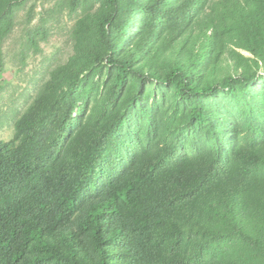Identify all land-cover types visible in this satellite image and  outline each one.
<instances>
[{
    "label": "trees",
    "instance_id": "trees-1",
    "mask_svg": "<svg viewBox=\"0 0 264 264\" xmlns=\"http://www.w3.org/2000/svg\"><path fill=\"white\" fill-rule=\"evenodd\" d=\"M64 4L71 54L0 140V264H264V0Z\"/></svg>",
    "mask_w": 264,
    "mask_h": 264
},
{
    "label": "rangeland",
    "instance_id": "rangeland-1",
    "mask_svg": "<svg viewBox=\"0 0 264 264\" xmlns=\"http://www.w3.org/2000/svg\"><path fill=\"white\" fill-rule=\"evenodd\" d=\"M53 7L58 13L47 17L46 11ZM43 17H47L50 32L35 52L27 49L26 32ZM75 19L64 0H28L17 12L16 27L0 50V140L12 139L16 119L31 104L50 71L67 61L72 51L68 35Z\"/></svg>",
    "mask_w": 264,
    "mask_h": 264
}]
</instances>
